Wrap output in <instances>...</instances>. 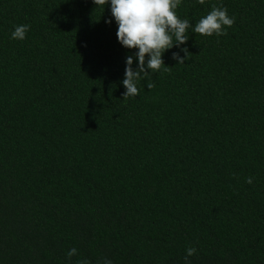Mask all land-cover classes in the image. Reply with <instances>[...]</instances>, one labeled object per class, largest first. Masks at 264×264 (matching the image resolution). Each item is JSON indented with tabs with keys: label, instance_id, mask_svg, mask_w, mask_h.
I'll return each mask as SVG.
<instances>
[{
	"label": "trees",
	"instance_id": "obj_1",
	"mask_svg": "<svg viewBox=\"0 0 264 264\" xmlns=\"http://www.w3.org/2000/svg\"><path fill=\"white\" fill-rule=\"evenodd\" d=\"M212 5L227 35L190 27L124 99L110 2L0 0V264H264V0L175 11Z\"/></svg>",
	"mask_w": 264,
	"mask_h": 264
},
{
	"label": "clouds",
	"instance_id": "obj_2",
	"mask_svg": "<svg viewBox=\"0 0 264 264\" xmlns=\"http://www.w3.org/2000/svg\"><path fill=\"white\" fill-rule=\"evenodd\" d=\"M109 2L111 16L118 25L116 35L119 43L127 49L137 50L134 56L126 57L122 81L126 89L123 93L124 99L139 95L137 82L140 80L147 79V88L153 89L156 85L151 79V74L159 72L162 66L165 72L170 71V67L165 66L162 56L166 50L187 43L189 36L186 33L190 27L194 33L202 36L210 37L213 34L223 36L227 35L226 28H231L235 23V17L228 15V9L225 6L212 5V10L193 27L189 20L180 19L176 14L175 9L181 4V0H93L97 7L105 6ZM198 2L204 4L205 0H198ZM105 22L111 24L112 20ZM30 27L29 24L14 25L11 38L24 40ZM180 51L185 55L182 57L179 52H173L172 59L178 64H184L191 53L187 47L180 48ZM134 58L138 61L135 69L133 68ZM253 179L249 176L246 182L252 184ZM196 252L197 249L192 246L186 249L185 264H192L189 258ZM66 255L71 260L73 256L78 255V250L73 247ZM77 264H91V262L82 259L78 260ZM97 264H113V261L103 257Z\"/></svg>",
	"mask_w": 264,
	"mask_h": 264
}]
</instances>
